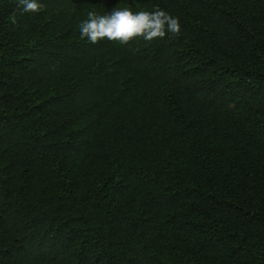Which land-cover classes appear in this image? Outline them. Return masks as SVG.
<instances>
[{"label":"trees","instance_id":"16d2710c","mask_svg":"<svg viewBox=\"0 0 264 264\" xmlns=\"http://www.w3.org/2000/svg\"><path fill=\"white\" fill-rule=\"evenodd\" d=\"M38 2L0 0V264H264V0Z\"/></svg>","mask_w":264,"mask_h":264},{"label":"clouds","instance_id":"9594fccd","mask_svg":"<svg viewBox=\"0 0 264 264\" xmlns=\"http://www.w3.org/2000/svg\"><path fill=\"white\" fill-rule=\"evenodd\" d=\"M23 13H38L43 5L38 0H17ZM87 19L79 24L81 38H87L92 44L107 39L128 44L137 37L147 41L155 38L178 36L181 25L177 17H173L158 6L153 11L133 12L130 8H115L110 13L98 15L89 11Z\"/></svg>","mask_w":264,"mask_h":264}]
</instances>
